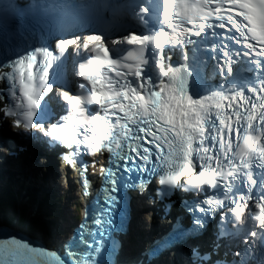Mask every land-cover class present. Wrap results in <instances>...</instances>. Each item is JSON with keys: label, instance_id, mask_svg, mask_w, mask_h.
<instances>
[{"label": "snow or ice", "instance_id": "obj_1", "mask_svg": "<svg viewBox=\"0 0 264 264\" xmlns=\"http://www.w3.org/2000/svg\"><path fill=\"white\" fill-rule=\"evenodd\" d=\"M132 11L147 34L114 39L112 49L100 35L57 42L65 51L76 46L85 60L79 94L57 91L65 82L53 67L62 58L47 47L3 49L0 119L12 118L18 135L38 129L50 146L63 147L86 196L94 157L105 162L95 173L98 242L86 243L85 224L62 251L9 234L0 238V264H111L110 234L123 226L128 193L143 195L153 180L161 202L177 191L196 194L185 205L193 232L218 216L220 239L243 233V255L264 256V0H137ZM208 60L220 81L214 88L204 86ZM50 93L63 102L59 115L48 110ZM193 252L201 264H215L212 250Z\"/></svg>", "mask_w": 264, "mask_h": 264}, {"label": "bare ground", "instance_id": "obj_2", "mask_svg": "<svg viewBox=\"0 0 264 264\" xmlns=\"http://www.w3.org/2000/svg\"><path fill=\"white\" fill-rule=\"evenodd\" d=\"M56 186H58V187H60V188H62L59 184H55ZM67 203H65V205H66Z\"/></svg>", "mask_w": 264, "mask_h": 264}]
</instances>
